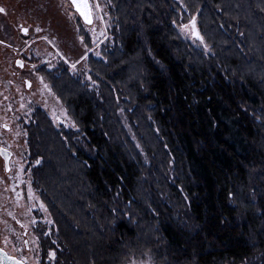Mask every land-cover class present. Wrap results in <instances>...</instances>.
I'll use <instances>...</instances> for the list:
<instances>
[{
    "label": "trees",
    "instance_id": "trees-1",
    "mask_svg": "<svg viewBox=\"0 0 264 264\" xmlns=\"http://www.w3.org/2000/svg\"><path fill=\"white\" fill-rule=\"evenodd\" d=\"M181 1L110 0L95 88L38 68L76 127L25 126L55 264H264V0Z\"/></svg>",
    "mask_w": 264,
    "mask_h": 264
},
{
    "label": "rangeland",
    "instance_id": "rangeland-1",
    "mask_svg": "<svg viewBox=\"0 0 264 264\" xmlns=\"http://www.w3.org/2000/svg\"><path fill=\"white\" fill-rule=\"evenodd\" d=\"M48 1H51L53 5L56 3L58 7L60 0ZM177 1L182 3L181 0ZM88 2L92 14V23L88 25L82 24V22L79 23V19L72 11L70 17L66 15L67 13L64 17L65 10L53 9L45 3V0H12L11 3L14 6L5 7L8 12H6L7 15L0 16V24L2 25L0 33L3 34V38H7L6 33L15 34V40L11 42L16 46H19L22 42L17 35L19 32L18 23H22L23 26H28L33 34L43 33L49 36L58 51L61 52L54 51L43 42H37L34 45L37 58L26 57L27 68L21 74L28 77L33 84L31 91H25L21 87L22 84L16 83L9 74L12 69H16L11 61V53L8 48L0 46V140H4L7 144L17 142V145L20 146L14 154L17 157L15 160L17 167H14V171L19 174L21 179L20 201L16 205L6 208L2 207L0 203V247L26 264H55L54 257L50 255L51 252L45 256L40 250V232L45 237L50 236L52 242L57 243L54 239L55 227L53 222L50 220L45 205L40 199L39 192L32 185V172L37 165V159H33L29 152L26 128L32 122L33 113L39 107L51 119L56 128L64 127L76 130L64 104L54 94L50 83L39 70L42 68L41 66H45L47 71L48 69L52 72L56 71L57 67L61 65L60 60L62 59L59 56L62 54L65 57L64 60L69 73L80 78L88 87L95 88V83L91 81L89 75V69L85 65L87 54L91 52L94 57H101L102 48H110L115 40L114 24L109 13L110 0H88ZM97 4H99V7H96ZM79 24H82L81 27L90 36V47L84 43L82 36L79 34ZM185 25L187 27H184ZM37 28L40 31H37ZM178 31L184 39L197 48L205 53L209 51L208 47L205 48L204 41L192 35V24L184 23L178 27ZM25 42L26 40H23L22 43ZM83 55H85L84 59ZM73 65H75L74 68ZM30 66L31 69H29ZM36 67L39 70H35ZM41 78H43V81H41ZM45 84L48 85V88L44 87ZM5 125L8 126V129H5ZM19 140L21 141L19 142ZM15 218L23 222V227L17 225ZM25 228L27 234L24 236L23 230ZM25 239L27 248L24 245ZM133 262L135 264H153V259L146 256L133 259L128 264H133Z\"/></svg>",
    "mask_w": 264,
    "mask_h": 264
},
{
    "label": "flooded vegetation",
    "instance_id": "flooded-vegetation-1",
    "mask_svg": "<svg viewBox=\"0 0 264 264\" xmlns=\"http://www.w3.org/2000/svg\"><path fill=\"white\" fill-rule=\"evenodd\" d=\"M11 2L12 0H0V6L4 8L9 7V6L12 7L14 6V4ZM45 3L53 9L57 8L60 10L61 9L65 10V13L63 14L64 17L66 13H67L66 15L70 17L71 16L70 12L72 11L76 15V18H78L79 21L82 22V24L84 23L82 19L80 18L79 14L74 10L70 0H60L58 2V7L56 3L53 5L52 2L48 0H45ZM7 13H0V16L7 15ZM40 19H43V18H40ZM1 26L2 25L0 24V27ZM18 27H19L18 29L19 32L17 33L18 39L20 41L22 40V42L23 40L24 41L26 40V42L24 44L21 42L19 46H16L14 43L11 42L12 40H15V34L6 33L7 38L9 39L8 40L7 38H3V34L0 33V46H4L5 48H8V51L11 53L12 64L17 69V70L12 69V71H10L9 73L11 74L13 80L20 85L22 84L21 87L25 91H31L33 87L32 81L29 80L28 77L22 76L21 74H22V71L25 68H27L26 67V63H27L26 57L28 56L30 57L31 56L30 54H33V56L37 58L34 52V45L37 44V42L38 43L43 42L44 44L51 47L54 51H57L58 53H61V52L58 51V48L52 42V39L46 34H43V33L33 34V32L32 33L30 32V28L28 26H23L22 23H18ZM21 27H27L29 29L27 34L21 31ZM9 36L11 37L9 38ZM32 51L33 53H31ZM82 57L84 59L85 55H83ZM5 58L7 59L8 57H5ZM60 58L62 60L65 59V57L62 54ZM17 61H22L23 66L18 64ZM29 69H31V66L29 67ZM34 69L37 70L38 67ZM34 74H36V72H34ZM4 127L5 129H8V126L5 125ZM0 141H1L0 142V169H1L0 171V195H2V197H0V203L2 204V207L6 208L8 206L10 207V206L16 205L21 199V188H20L21 179H20L19 174L16 171H14V167L16 166L15 160L17 158L14 154H15V151H18L20 146L17 145V142H11V144H7L4 142V140H0ZM20 141L21 140H19V142ZM2 171H3V174H2ZM15 222L17 223L18 226L23 227V222L19 220L18 218H15ZM26 234H27V229L25 228L23 230V235L25 236ZM24 245L26 246V248L28 247L26 239L24 240Z\"/></svg>",
    "mask_w": 264,
    "mask_h": 264
},
{
    "label": "snow or ice",
    "instance_id": "snow-or-ice-1",
    "mask_svg": "<svg viewBox=\"0 0 264 264\" xmlns=\"http://www.w3.org/2000/svg\"><path fill=\"white\" fill-rule=\"evenodd\" d=\"M73 5L75 6V8L77 9V11L79 12V14L84 18V20L87 23H91L92 19H91V8L89 6V4L87 3V0H72ZM96 7H99V4L96 5ZM0 13H6V9L2 6H0ZM192 24V35L199 37L201 41H203V37L200 36V33L196 30V25H195V18H193V21L191 22ZM184 27H187V25H185ZM37 31H40L39 28L36 29ZM21 31L24 32L25 34H27V32L29 31V29L27 27H21ZM205 48H207V44H205ZM18 64H20L21 66H23V62L22 61H17ZM75 67V65H73V68ZM41 81H43V78H41ZM45 88H48V85L45 84L44 85ZM49 91H51V89H49ZM37 163H39V161H37ZM229 195H231V193H229ZM43 207V205H42ZM50 255H55V253H50ZM133 264H135V262H133Z\"/></svg>",
    "mask_w": 264,
    "mask_h": 264
},
{
    "label": "water",
    "instance_id": "water-1",
    "mask_svg": "<svg viewBox=\"0 0 264 264\" xmlns=\"http://www.w3.org/2000/svg\"><path fill=\"white\" fill-rule=\"evenodd\" d=\"M70 1H71V4H72L74 10L79 14V12L77 11V9L75 8V6L72 3V0H70ZM87 3L89 4L88 0H87ZM79 16L84 23L90 24V23H87L80 14H79ZM91 19H92V15H91ZM0 264H26V263L24 261H22L21 259H19L18 257L9 254L6 250H4L3 248L0 247Z\"/></svg>",
    "mask_w": 264,
    "mask_h": 264
},
{
    "label": "crops",
    "instance_id": "crops-1",
    "mask_svg": "<svg viewBox=\"0 0 264 264\" xmlns=\"http://www.w3.org/2000/svg\"><path fill=\"white\" fill-rule=\"evenodd\" d=\"M1 28V27H0Z\"/></svg>",
    "mask_w": 264,
    "mask_h": 264
}]
</instances>
